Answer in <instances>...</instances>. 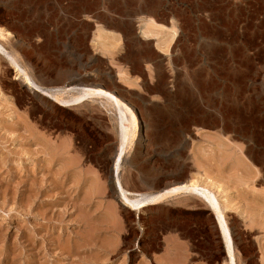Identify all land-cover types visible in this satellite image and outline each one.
<instances>
[{"label": "rangeland", "instance_id": "rangeland-1", "mask_svg": "<svg viewBox=\"0 0 264 264\" xmlns=\"http://www.w3.org/2000/svg\"><path fill=\"white\" fill-rule=\"evenodd\" d=\"M188 4L0 0V27L14 36L0 41L43 86L102 72L105 84L132 101L140 122L121 173L126 190L151 194L193 174L210 176L229 194V205L218 196L229 206L238 264H264V0H205L207 10L218 12L207 21L210 36L196 30V20L206 13L190 9L196 33L188 46L193 43L197 64L189 71L204 73L200 81L212 75L218 87L191 78L186 84L191 97L185 99L178 45L168 54L153 47L157 41L143 37L139 18L153 7L149 15L159 24L179 25ZM96 11L105 24L88 19ZM98 27L119 37L116 50L100 45ZM216 28L221 36L213 34ZM149 52L152 62L144 58ZM56 70L70 73L54 75ZM125 75L129 83L121 80ZM40 96L16 79L0 54V264H227L214 215L201 199H168L140 214L123 208L112 189L109 150L119 136L115 109L107 101L62 108ZM186 101L190 109L215 114L227 106L237 123L226 135L208 114L190 112V121L184 120ZM150 136L156 145L146 152L138 143ZM75 146L83 151L75 152ZM112 247L119 249L110 253Z\"/></svg>", "mask_w": 264, "mask_h": 264}, {"label": "bare ground", "instance_id": "bare-ground-1", "mask_svg": "<svg viewBox=\"0 0 264 264\" xmlns=\"http://www.w3.org/2000/svg\"><path fill=\"white\" fill-rule=\"evenodd\" d=\"M182 1L184 4H187V3H189V4H188V8H184L182 10L181 22L179 25H177L176 22L172 21L171 26H165V25L159 24L156 20H154V18H152L150 16H147V17L143 16V17H141V25H142L141 28L143 31V35L146 39H149V38L151 39L153 37L158 38L161 33L165 32L164 38L162 39V41L160 38L159 39L162 43V45H161L163 47L162 50H165L166 53L170 52V50H171V48H173L174 44L177 45L178 42L183 41L182 49H181L182 50V59L181 60H183L182 61L183 62L182 67H183V70H184L186 75H185V78H182V83H180L181 84L180 93H181L182 97L186 99V98L191 97V95H190L191 94V91H190L191 88H190V86L186 85L187 82L191 78H193V81L195 79H196L195 81L198 80L197 83L199 85V83L201 84L202 81L204 80V79H202V81H200V79L203 77V74H201L199 71L196 70V71H193L191 73L189 71V65L192 64V66H193L194 64H197L196 62L194 63V61H193L194 58L192 59V56H194V55H192L191 52L194 48L190 49V46H192L191 44H193V43L190 42L191 44H190V46H188L189 45L188 40L190 41L191 39H194L192 37H194L193 33L195 31L194 30V24L192 21V19H195V18L190 17L189 11L191 9L193 11V13L199 12L200 15L206 13V14H204L206 17L200 16L196 20V22H199L196 30H198L199 33H203L206 35L210 34L208 32L209 30L208 31L206 30L207 28H209V24L207 21H209V20L211 21L212 19H210V18L213 17V15L216 16L218 14V12H216L217 14H212L209 10H207L206 4H204L205 0H202V1L201 0H182ZM260 6H261V4H260ZM152 9L153 8H151V7L145 8L142 11V13L150 14V13H152ZM127 13H129V12H127ZM211 14H212V16H211ZM215 16H214V18H217ZM82 17H83V15L81 13L77 16V19H81ZM88 19H92L94 21L96 20V21H100V22H103L106 20V19H104L103 15L98 14L97 11L95 14L93 13L92 15L88 16ZM225 24H223L224 27L226 28L225 30L228 31V25L225 26ZM97 25H100V24H97ZM223 25L221 24V27H219V28L222 29ZM214 28H215V26H214ZM99 29L100 28H98V30ZM218 29L216 28L217 31H214L213 34L217 35V36H221L220 32L223 29L222 30L220 29V32ZM165 30H167V31H165ZM106 31H108V30H106ZM160 31H162V32H160ZM96 33H97V31H96ZM101 33L105 34L106 32L102 31ZM107 33L109 34L110 32H107ZM107 33H106V35H107ZM97 35H99V34H96V37H98V39H99L100 35L99 36H97ZM110 35H112V34H110ZM13 37L14 36H13L12 32H10L9 30H7L3 27H0V39L1 40L2 39L3 40L4 39L5 40H11ZM108 37H111V36H108ZM211 37H215V36H211ZM215 39H218V37ZM5 40H4V42H6ZM105 41H106V39H105ZM195 41H194V45H195ZM101 42L103 43L102 39H101ZM101 45H103L104 47L107 48V46L109 44L103 43ZM209 45H212V43L211 44L209 43ZM205 46H206V44H205ZM101 49H102V47H101ZM113 49H115L114 46H113ZM193 52H194V50H193ZM0 54L3 57H5V59L10 63V67L15 71L16 79L21 80L23 82V84L28 87V89L34 90L35 92L41 94L40 97H42V100L45 101V103H47L49 105L57 104L62 108H79V107L85 106L88 101H92L95 99H103V100L107 101V103H109V105H111L115 109L114 112H115V117H116V121H117L116 122V126H117L116 129L118 131V136H119L118 137L119 138V140H118L119 144L117 146H114L112 149L109 150V157L112 160L111 174H110L111 180H113V188L112 189H114V191H115L114 193L117 194V197H119V199L121 201V205L123 206V208H125L127 211L136 212L137 214H140L146 208L153 206V205H158L160 203H163L164 201H166L168 199H174V198L184 197V196L189 197V198L190 197H195V198L197 197V198L201 199L209 207V209L211 210V212L214 215L218 230H219L221 238L223 240V245L225 247V252L227 255L226 256L227 264H238V262H237L238 258L236 257V251H235V246H234V239H233V235H232V232H231V229L229 226L228 217H227V212L229 210L228 205L231 204V202L229 201L230 200L229 194L221 186L222 184L215 182L213 179H211L208 176L205 178H203V177H201V178H188V179H185L183 182L172 184L168 187L163 188L162 190H159V191H157L155 193H151V194L150 193H148V194L147 193H145V194L134 193V192L126 190V188L123 186L122 181H121V173H122L124 164L126 162V157L129 154L132 147L134 146V144L138 138V135L140 134V122H139V118L137 116L138 114H136L137 110L135 111V105H133L132 101H130V99H128L117 88H115L113 86H108L107 84H105V82H103L104 75L102 72L95 73L94 74L95 76L92 79H82L81 78V79H78L77 81H74L71 84L70 83L66 84V82L65 83L59 82L58 84H56L54 86H45L44 87L43 85L37 83L33 79L32 75H30L29 71L23 66L24 64L20 62V59L18 58V56L16 54H14V51H13V53L10 52L2 44L1 41H0ZM125 58H128V57L125 56ZM144 58H145V56H144ZM188 59H191V60H189L190 62H188ZM192 66H191V68H194ZM61 75L66 76L67 74L61 73ZM197 83H196V85H197ZM203 83H205V81ZM194 85H192V86H194ZM200 87L201 86H199V88ZM200 89H202V88H200ZM203 89L205 90V88H203ZM204 96H205V94H204ZM193 98H195V96ZM196 100H197V98H196ZM190 104H192V103H190V101H186L185 104H182V106L184 105V107L186 108V109L183 108L186 112L185 117L182 115L185 118L184 120H186L188 115L191 113H194V115H198L200 113H203L206 115L208 114V115H210V117L212 119V121L209 120L211 122V125L213 127L220 129L222 131V133H226V132L230 131L233 127V124L237 123L234 120L233 116L229 112L225 113V111H224L226 109L225 106L223 109L221 108L220 111L215 110V112L218 113V114H215V113H211V112L209 113L208 110L204 109L203 107H202L203 109L198 108V107L195 110L190 109V106H191ZM193 107H195V106H193ZM239 114H241V113H239ZM187 120L190 121L189 118ZM201 124L203 125V122L202 123L200 122V125ZM235 126H237V125H235ZM237 128L239 129L238 133L241 134L242 136L248 135L247 129L244 130L241 127L240 128L237 127ZM144 136H146V135H144ZM155 140L156 139H154V138H152V136H150L147 141L144 140L143 142L141 141L138 144H140L141 147L144 146L145 151L148 152L154 145H156ZM174 141L175 140H173V142ZM156 142H158V141H156ZM169 145H171V144H169ZM70 147H72V144H70L67 148H70ZM62 150H64V149H62ZM74 151L75 152H78V151L82 152L83 149L80 148L79 146L78 147L75 146ZM64 152H65V150H64ZM55 155H57V154H55ZM64 156L65 155H63V157ZM227 158H229V157H227ZM228 160H230V159H228ZM65 161L66 162H64V163H67V165H68V161L67 160H65ZM218 194L223 195L224 201L228 204L227 206H224L221 203ZM85 216H86V214H85ZM116 245H114V246H116ZM119 247H117V248L112 247L111 250H109V252L114 253L117 251V249H119ZM125 251H127V249H125Z\"/></svg>", "mask_w": 264, "mask_h": 264}, {"label": "crops", "instance_id": "crops-1", "mask_svg": "<svg viewBox=\"0 0 264 264\" xmlns=\"http://www.w3.org/2000/svg\"><path fill=\"white\" fill-rule=\"evenodd\" d=\"M149 8V7H148ZM151 8H153V7H151ZM152 12H153V9H152ZM147 16H150V17H152L153 18V16L152 15H149V14H145L144 15V17H147ZM141 17H143V16H141ZM141 17L139 18V23H140V25H139V28H140V30H141V33H142V35H143V31H142V25H141ZM156 20V19H155ZM95 22H97V24H105L104 23V21L103 22H100V21H96L95 20ZM158 22V21H157ZM172 22V21H171ZM171 22H170V24L168 25V26H171ZM159 23V22H158ZM161 25H165V24H162V23H160ZM166 26V25H165ZM99 28V27H98ZM103 31V32H106L107 33V31H105V30H97V33H95V37H96V34H99L100 35V37H99V39L98 40H100V39H102V41H103V43H105V44H109L110 46H114V48L115 47H117V42H118V40H119V37L118 38H116V37H114V35H110V34H108L107 33V35H106V33L105 34H102L101 32ZM109 31H111V30H108V32ZM165 31H167V30H165ZM99 32V33H98ZM159 32V31H158ZM160 32H162V31H160ZM165 33V32H164ZM164 33H161L160 35H159V37L157 38V37H153V38H151V39H155L157 42H156V44L154 45L153 44V47L155 46V48H156V46L161 50V51H163L164 53H166V51L165 50H162L163 49V47L161 46L162 45V43H161V41H162V39L164 38ZM99 35H97V36H99ZM108 36H111V37H108ZM143 37H144V35H143ZM98 38V37H97ZM114 38V39H113ZM130 38V37H129ZM145 38V37H144ZM161 39V41H160V39ZM105 39H106V41H105ZM111 39V40H110ZM117 39V40H116ZM131 39V38H130ZM146 39V38H145ZM150 39V38H149ZM159 39V40H158ZM114 40H116L115 42H114ZM105 41V42H104ZM129 41V40H128ZM107 42V43H106ZM102 42L100 43V45L101 44H103ZM158 44V45H157ZM109 45L107 46V48H109ZM177 45H178V48H179V73H178V75L180 76V73H181V70H182V64H183V60H181L182 59V57H181V43L180 42H178L177 43ZM176 44H174V46H173V48H171V50L173 49L174 50V48H175V46H177ZM102 47H104L103 45H101ZM106 47H104V49H107ZM113 48V47H112ZM170 50V51H171ZM170 53V52H169ZM166 54H168V53H166ZM145 56V59L147 60V61H149V62H152L153 61V54L151 53V52H149V53H147V54H145L144 55ZM215 59H218L217 57L215 58ZM227 62H228V60H227ZM202 71V70H201ZM203 72V71H202ZM214 72H215V70H214ZM61 73L63 74V73H66V74H69L70 72H67L66 70H61V71H54L53 72V74L54 75H60V76H62L61 75ZM78 74V73H77ZM204 74V73H203ZM80 75V74H79ZM81 79V78H80ZM83 79V78H82ZM39 81H43V78H39L38 79ZM65 80V79H64ZM122 81H124L125 83H129V81H130V78L126 75L125 77H122V79H121ZM204 80L207 82V83H209V84H214L215 85V88H214V90H216L217 89V87H218V81H216L215 80V78L212 76V75H210V77L208 78H205V76H204ZM36 81V80H35ZM66 81H68V80H66ZM77 81V80H76ZM37 82V81H36ZM38 83V82H37ZM62 83H65V81H62ZM71 83H73V81H71L70 82V84ZM40 84V83H39ZM67 84V83H66ZM42 85V84H41ZM123 86V85H122ZM45 87V86H44ZM128 90L127 91H130V89L129 88H127ZM226 108H227V106H226ZM225 111V113L227 112L228 113V111H226V109L224 110ZM231 132V131H230ZM227 134H229V133H226V135ZM236 162H237V160H236ZM196 175H198V174H193V176H190V177H188V178H198ZM205 176V174H201V177H204ZM201 177H199V178H201ZM210 177V176H209ZM211 178V177H210ZM213 179V178H212ZM214 180V179H213ZM215 182H217L216 180H214ZM219 183V182H218ZM221 184V183H220ZM172 185V184H171ZM170 186V185H169ZM166 187H168V186H166ZM226 189V188H225ZM185 197V196H184ZM179 198V197H178ZM175 199V198H174ZM170 200V199H169Z\"/></svg>", "mask_w": 264, "mask_h": 264}]
</instances>
